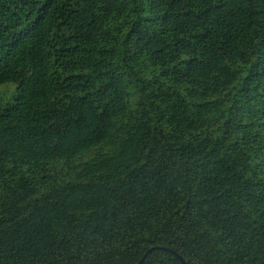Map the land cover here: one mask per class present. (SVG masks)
Returning <instances> with one entry per match:
<instances>
[{"label": "trees", "instance_id": "1", "mask_svg": "<svg viewBox=\"0 0 264 264\" xmlns=\"http://www.w3.org/2000/svg\"><path fill=\"white\" fill-rule=\"evenodd\" d=\"M5 83L0 264H264V0H0Z\"/></svg>", "mask_w": 264, "mask_h": 264}, {"label": "rangeland", "instance_id": "2", "mask_svg": "<svg viewBox=\"0 0 264 264\" xmlns=\"http://www.w3.org/2000/svg\"><path fill=\"white\" fill-rule=\"evenodd\" d=\"M16 87L17 85L14 83H5L0 85V97H3L7 101L11 100L13 93L16 91Z\"/></svg>", "mask_w": 264, "mask_h": 264}, {"label": "water", "instance_id": "3", "mask_svg": "<svg viewBox=\"0 0 264 264\" xmlns=\"http://www.w3.org/2000/svg\"><path fill=\"white\" fill-rule=\"evenodd\" d=\"M159 248H163V249L169 250V251L177 254L179 257H181L180 254L176 253L175 250H173L171 248H168V247H159ZM143 260H144V258L142 260H140L137 264H141L143 262ZM183 261L186 263V261L184 259H183Z\"/></svg>", "mask_w": 264, "mask_h": 264}]
</instances>
